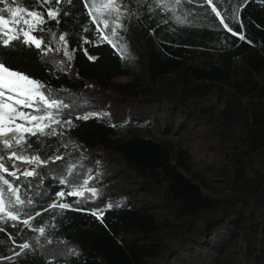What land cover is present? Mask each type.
Segmentation results:
<instances>
[{
	"label": "trees",
	"instance_id": "16d2710c",
	"mask_svg": "<svg viewBox=\"0 0 264 264\" xmlns=\"http://www.w3.org/2000/svg\"><path fill=\"white\" fill-rule=\"evenodd\" d=\"M118 2L125 13L120 23L138 32L146 75L152 82L183 74L212 85L228 79L245 63L255 74L264 66V0H213L224 22L234 32L243 33L244 39L224 29L219 18L205 10L208 6H201L202 0L182 3L175 11L161 7L156 0ZM22 3L29 6L33 0ZM60 7V22L49 21L44 26L47 31L35 34L43 36L47 44L50 33H65L71 56L65 57L63 51L45 55L22 44L0 47V61L45 85L52 98L67 105L58 119L72 121L71 125L56 126L62 135L42 137L39 147L42 157L62 155L64 159L39 169L48 173L42 182L41 177L16 182L25 187L31 184L32 190L23 196L33 203L26 204L23 210L42 213L31 224L45 227V234L40 236L23 225L11 227V221L9 225H0L7 229L0 233V256H13L14 245L7 238L8 233L17 244L32 245L22 255L13 256L12 261L2 260L0 264H264V183L245 197L249 212L239 209L235 218L230 219L228 214L218 211V205L231 204L237 197L214 198L195 181L209 168L228 165L217 149L209 148L213 157L209 160L185 147L173 151L151 135L127 141L112 139L115 126L148 127L158 123L167 131L174 130L190 141L200 142L214 129L227 130L230 121L225 113H197L186 109L180 100L173 102L171 90L161 89L163 96L158 97L142 93L135 84L119 82V78L128 75V54L122 58L117 51L121 47L113 48L107 42L97 41V46L82 44L84 37L95 38L94 25L82 0ZM51 43L53 47H63L55 40ZM83 49H87V55ZM85 115L89 119L79 118ZM101 159L127 173L141 188L152 185L158 189L165 185L163 194L142 205L133 204L135 195H130L131 191L95 197L85 193L86 198L80 203H74L75 197L62 201L73 208L102 213V219L91 211H43L58 200V192H67L68 187L60 180H67L69 186L85 180L89 184ZM230 163L235 180L241 169L237 162ZM261 169L264 174V167ZM109 204L111 208L107 207ZM158 209H167L168 214ZM213 211L217 214L206 221L204 228L209 239L201 242L190 233L185 217L203 218ZM164 238H170L175 245L165 247ZM241 242L240 255L221 260L226 249Z\"/></svg>",
	"mask_w": 264,
	"mask_h": 264
},
{
	"label": "snow or ice",
	"instance_id": "6c2138e0",
	"mask_svg": "<svg viewBox=\"0 0 264 264\" xmlns=\"http://www.w3.org/2000/svg\"><path fill=\"white\" fill-rule=\"evenodd\" d=\"M73 0H33V4L23 6L22 0H0V47L12 48L17 44L28 45L39 50L42 54L49 52L63 51L64 56L68 57L66 34L59 36L50 33L49 43H45L43 36L35 33L47 31L44 27L49 21L60 22L61 4H72ZM156 2L172 11L182 3H192V0H156ZM83 6L88 10V16L94 25L92 31L95 38L84 37L82 44H92L97 46V41L107 42L109 46L116 48L115 40L119 36L118 29L123 28L120 23L121 17L125 15L121 11L123 5L118 0H82ZM219 3V0H217ZM34 5V6H33ZM208 6L205 10L214 13L219 18V23L224 29L233 35H239L244 39L243 33H236L228 24L224 22V17L213 4V0H202L201 6ZM37 8L43 9L42 11ZM239 10H237L238 12ZM67 15V12H64ZM178 22H182L177 17ZM84 31H89L84 29ZM55 40L58 45L63 47H53L51 41ZM15 42V43H14ZM87 55V49H83ZM122 58L126 53L123 48L117 49ZM70 59V57H69ZM89 59L95 57L89 56ZM67 107L62 100L52 98L46 91L45 85L31 78L26 72L18 70L15 66L7 62L0 61V225L18 227L23 225L31 231L37 232L40 236L45 234V227H32L31 222L36 217L41 216V212L28 213L23 209L25 205H31V199H25L23 193L30 192L31 184L25 187L23 184L16 183L22 178L24 180L42 177L48 173H41L40 168H47L51 162L63 160L62 155L42 157L39 147L42 137H52L62 135L57 130L58 125H71L72 121L58 119L62 109ZM30 109V111H24ZM87 120L89 116L79 117ZM35 145V149L33 148ZM26 167H22L25 166ZM60 183L68 187L67 192L57 193L58 200L52 202L43 211L53 209H71L74 211H91V214L102 219V213L95 210L84 208H73L72 204L63 203L67 197H75L74 203H80L85 199V193L95 197L97 190L88 186L85 180L79 184L68 185L67 180H60ZM23 190V192H22ZM111 208L109 204L107 206ZM6 227L0 226V233H6ZM7 238L14 245L13 256L22 255L25 250H30L32 245L28 242L16 243L15 237L8 233ZM37 242L39 237H36ZM51 243L50 240L47 241ZM19 248V251H15ZM13 256H0V261H12Z\"/></svg>",
	"mask_w": 264,
	"mask_h": 264
},
{
	"label": "rangeland",
	"instance_id": "374dc122",
	"mask_svg": "<svg viewBox=\"0 0 264 264\" xmlns=\"http://www.w3.org/2000/svg\"><path fill=\"white\" fill-rule=\"evenodd\" d=\"M130 21L129 18L128 22ZM118 32L119 36L115 40L116 47L123 48L131 61V64L126 62L128 75L119 78V82L135 84L142 93H153L158 97L163 96L161 89L171 90L172 95L176 97L171 96L170 99L173 102L180 100L186 109L205 113L208 116L223 112L230 123L225 132L214 129L200 142L190 141L180 132L167 131L158 123L148 127L115 126L112 139L127 141L135 136L151 135L173 151L185 147L196 155L209 157V160L213 159L209 148L217 149L220 158H223L228 165L209 168L206 173L201 172L195 181L205 193L214 198L224 195L237 197L231 200V204L218 205V211L225 212L230 219L235 218L239 209L249 212V202L245 197L258 185L264 183V174L261 169L264 167V66L259 74H255L245 63L228 79L212 85L197 82L183 74L158 78L152 82L146 75V64L144 55L141 53L137 30L125 25L122 29H118ZM24 111H30V109H24ZM104 122L111 124L107 119H104ZM191 132L192 130L188 133ZM233 161L237 162L241 169L235 180L230 165ZM117 169L118 167L114 164L101 159L93 171L88 186L97 190V196H117L119 193L131 191L130 195H135L134 205L145 204L146 200L161 196L165 190V185L159 186L158 189L152 185L141 188L127 173ZM157 211L168 214L167 209ZM215 214H217L216 211H213L198 219L185 217V220L189 221L190 233L201 242L209 239L204 228L206 221L214 218ZM168 218L172 219L171 216ZM163 245L173 247L175 243L170 238H164ZM241 247H243L242 242L238 246L234 245L226 249L225 255L220 257L221 260L226 259L227 256L235 258L240 255Z\"/></svg>",
	"mask_w": 264,
	"mask_h": 264
}]
</instances>
